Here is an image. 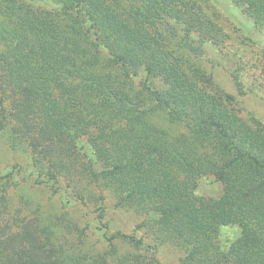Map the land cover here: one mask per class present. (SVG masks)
I'll return each instance as SVG.
<instances>
[{"label": "trees", "instance_id": "16d2710c", "mask_svg": "<svg viewBox=\"0 0 264 264\" xmlns=\"http://www.w3.org/2000/svg\"><path fill=\"white\" fill-rule=\"evenodd\" d=\"M233 1L264 27V0ZM226 40L197 0H0V139L34 184L103 223L89 243L50 196L16 204L9 172L0 264H171L167 249L175 264H264V124L201 63ZM208 175L218 197L195 193ZM108 196L138 219L131 232L102 222ZM228 225L238 236L222 241Z\"/></svg>", "mask_w": 264, "mask_h": 264}, {"label": "rangeland", "instance_id": "374dc122", "mask_svg": "<svg viewBox=\"0 0 264 264\" xmlns=\"http://www.w3.org/2000/svg\"><path fill=\"white\" fill-rule=\"evenodd\" d=\"M197 1L227 34V40L221 46L205 44V52L201 58L202 65L212 75L217 87L233 96V105L241 117L245 119L254 117L264 124V27L255 24L253 18L233 0ZM35 6L43 9L56 7L49 1L36 2ZM144 78L143 72L134 76L136 83ZM28 134L31 135V133ZM79 146L82 152L94 160L85 138L79 140ZM95 167H98L97 163ZM9 172H13V181L7 186L6 192L13 196L16 204L19 201L22 203L31 199H41L44 202L50 196L49 202H53L56 209L68 210L70 217L81 226L88 225L89 243L101 239L103 223L96 222L97 213L93 212L92 206L81 205L70 199V196L64 192L53 194L49 186L34 184L36 170L33 171L29 167L27 155L20 152L12 153L0 139V177H2L0 194H3L1 190L6 180L4 176ZM195 193L199 196L218 197L222 193V185L214 176H204L197 180ZM68 199L69 204L66 203ZM113 204L112 198L108 196L104 204L107 215L102 222L108 219L112 228L131 232L138 219L130 212L115 209ZM220 236L222 241L233 240L238 236V229L235 226H224ZM160 257L162 260L175 264V254L170 249L161 253Z\"/></svg>", "mask_w": 264, "mask_h": 264}]
</instances>
